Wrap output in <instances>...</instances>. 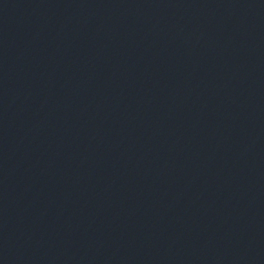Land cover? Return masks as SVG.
<instances>
[{
    "label": "water",
    "instance_id": "1",
    "mask_svg": "<svg viewBox=\"0 0 264 264\" xmlns=\"http://www.w3.org/2000/svg\"><path fill=\"white\" fill-rule=\"evenodd\" d=\"M0 264H264V0H0Z\"/></svg>",
    "mask_w": 264,
    "mask_h": 264
}]
</instances>
